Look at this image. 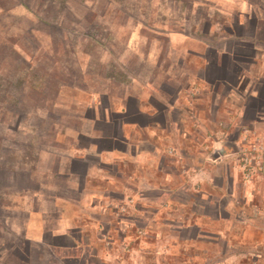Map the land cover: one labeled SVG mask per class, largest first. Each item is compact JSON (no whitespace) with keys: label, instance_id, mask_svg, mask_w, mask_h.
Here are the masks:
<instances>
[{"label":"rangeland","instance_id":"obj_1","mask_svg":"<svg viewBox=\"0 0 264 264\" xmlns=\"http://www.w3.org/2000/svg\"><path fill=\"white\" fill-rule=\"evenodd\" d=\"M245 1L255 7L264 0ZM243 3L244 0H0V236L4 238L9 232L5 224L21 225L26 221V197L33 192L66 200L80 199L78 191L83 185L91 192L101 177L94 174L84 179L85 166L80 161L73 163L70 156L96 143L91 138L95 135L106 136L98 142L103 149L111 147L107 136L116 135L119 141L123 135H132L138 141L148 139L139 124L146 125L151 120L139 111L146 113L152 107L158 110V131L165 133L161 138L166 156L161 161L165 166L172 163L173 175L182 177L188 173H184L185 169L196 170L193 163L201 159L199 153L203 158L211 156L214 138L226 133L223 143L233 154L242 142L244 129L264 136L261 121L251 124L263 114L258 101L246 97V92L230 81L227 84L234 94L229 98L227 89H220L224 93L218 92L217 115L210 109L209 96L198 81L204 68L202 58L212 56L214 50L240 51L252 59V47L238 44L237 33L242 34V40H251L254 16L264 19V12L250 13L248 24L240 29ZM213 25L216 26L212 28ZM243 65L240 62L244 69ZM257 72L258 68L253 67L249 77H254L252 84L261 88L263 95L264 77L255 81ZM163 105L169 108L164 110ZM171 105L178 110L171 109ZM128 122L137 127L128 126ZM132 145L139 148L135 142ZM119 146L121 150L127 148ZM142 147L151 149L152 145L143 142ZM89 157L91 163L97 162ZM231 162L238 168L236 157ZM106 173L122 183H117L115 195L126 199L118 212L131 217L117 228L127 226L133 219L134 227L124 232L150 245L152 237L142 229H147V220L140 215L144 211L154 214L157 193L144 191L140 199L132 184L127 189L124 186L141 177L156 182L159 174L153 166L145 175L136 165L106 168ZM239 175L243 186L255 181L257 198L264 199V177L246 182L240 170ZM39 185L46 186L40 189ZM195 195L177 198L194 202ZM142 201L151 203V207L148 204L149 208H143ZM165 205L168 209L169 205ZM261 206L264 208V202ZM64 209L76 213L74 207ZM232 211L234 217L240 212ZM211 225L218 229V224ZM259 226L264 228V221ZM137 228L143 232L137 233ZM115 236V241H121Z\"/></svg>","mask_w":264,"mask_h":264},{"label":"crops","instance_id":"obj_2","mask_svg":"<svg viewBox=\"0 0 264 264\" xmlns=\"http://www.w3.org/2000/svg\"><path fill=\"white\" fill-rule=\"evenodd\" d=\"M256 11L264 12V1L254 7L244 0L241 20L238 21L240 29L248 24L250 13L255 15ZM254 18V31L249 36L251 40H242L240 32L236 37L238 44H250L252 59L245 58L240 51L234 52L227 48L214 50L212 56L202 58L204 73L198 76V81L203 84L205 95L209 96L210 109L217 115L220 113V106L216 104L218 92L225 88L230 98L235 90L230 89L228 84L230 81L235 83L246 92V97L260 103L262 117L252 120L251 124H258L259 121L264 124V94H260L261 88H255L252 84L251 78L254 77H249L252 76L253 67L258 68L255 81L264 77V46H260L264 44V19H259V16ZM260 22L262 28L258 27ZM226 39L219 38V41L226 42ZM240 62H243L244 69L240 67ZM243 81L246 83L243 84ZM152 108L146 113L139 111V114L151 120L146 125L139 124L140 131L147 133L148 139L141 138L138 141L137 137L133 139L132 135H123L122 141H119L116 135L115 138L107 136L111 147L103 149L98 142L105 140L106 136L95 135L91 138L96 143L85 149H77L76 155L70 156L73 163L80 161L85 166L84 179L94 174L101 177L97 185H92L91 192L84 190L83 185L81 189L79 187L80 199L77 200L48 197L40 191L26 197V221L21 225H4L9 232L4 238L0 236V264H264V228L259 226L264 221V208L261 206L264 199L257 198L255 181L244 184L245 187L242 185L239 170L231 162L234 156L223 143L227 134L213 139L211 156L204 154L203 158L198 154L203 159L194 160L195 171L185 169L184 173L188 172L185 177L182 174L175 176L172 172L174 165L170 163L165 166L161 161L166 156L162 148L164 139L161 138L165 133L158 131L160 123L155 120L158 110ZM168 108L163 105L164 110ZM170 108L178 110L174 105ZM127 124L132 128L137 127L131 122ZM133 142L139 145L138 149L132 145ZM143 142L151 144V149L142 147ZM121 144L127 148L121 150ZM128 149L133 151L129 153ZM89 156H93L97 162L91 163ZM67 163L64 165L66 169ZM130 165L139 166L145 175L154 166L159 174L156 182L141 177L136 182L129 180L124 186L127 189L132 184L139 192L140 199L144 191L155 190L157 193L155 204L158 208L154 214L147 215L145 211L144 215L139 214L140 218L147 220V229H142L152 237L150 245L124 232L134 227L133 219L127 226L117 228L118 224L131 217L119 214L118 208L125 203L126 198H117L115 192L119 187L117 183H122L107 174L106 168L125 169L130 168ZM45 186L38 187L43 189ZM193 193L197 194L193 196L196 199L194 202L185 197L177 198ZM146 202H140L143 208H147L148 204L151 207V203ZM65 206L76 208V213H68ZM237 209L240 212L234 217L232 210ZM244 211L252 215L247 216ZM233 218H237L236 226L230 222ZM211 223L218 224V229ZM142 229L137 228V233H142ZM115 235L121 241H115ZM123 251L126 253L123 254Z\"/></svg>","mask_w":264,"mask_h":264},{"label":"built area","instance_id":"obj_3","mask_svg":"<svg viewBox=\"0 0 264 264\" xmlns=\"http://www.w3.org/2000/svg\"><path fill=\"white\" fill-rule=\"evenodd\" d=\"M233 156L237 159L238 169L244 181L249 182L255 177H264V136L244 129L242 142L236 146Z\"/></svg>","mask_w":264,"mask_h":264}]
</instances>
